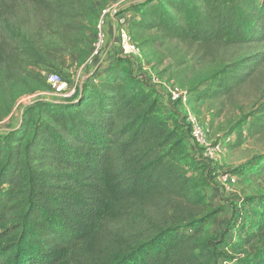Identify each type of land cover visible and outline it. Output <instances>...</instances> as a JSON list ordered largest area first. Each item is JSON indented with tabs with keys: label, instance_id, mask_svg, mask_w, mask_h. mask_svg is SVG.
Returning <instances> with one entry per match:
<instances>
[{
	"label": "trees",
	"instance_id": "obj_1",
	"mask_svg": "<svg viewBox=\"0 0 264 264\" xmlns=\"http://www.w3.org/2000/svg\"><path fill=\"white\" fill-rule=\"evenodd\" d=\"M72 2L0 0V68L40 64L49 22L63 26L76 14L86 15L82 28L91 23L94 32L101 7ZM131 5L136 17L129 30L136 45L134 33L153 29L208 52L264 46V0H135ZM85 42L87 47L88 38ZM130 63L113 58L103 78L94 81L95 70L72 97L39 103L37 112L46 119L36 120L28 138L22 124L0 135V264H210L198 254L215 243L204 233L217 211L203 212L205 195L183 164L187 146ZM263 65L264 50L220 62L205 85L185 92V98L189 104L233 102L246 87L260 89L256 73ZM252 105L238 109L240 117L223 140L264 138V90ZM187 139L194 148L189 132ZM160 205L161 217L154 219L148 211ZM257 216L262 232L264 208ZM123 219L130 220L131 232L117 230ZM221 263L264 264V246Z\"/></svg>",
	"mask_w": 264,
	"mask_h": 264
},
{
	"label": "rangeland",
	"instance_id": "obj_2",
	"mask_svg": "<svg viewBox=\"0 0 264 264\" xmlns=\"http://www.w3.org/2000/svg\"><path fill=\"white\" fill-rule=\"evenodd\" d=\"M69 1L72 2V0ZM73 1L76 4L81 0ZM83 1L88 6H97L104 10L112 7L111 11L119 10V12H124L125 5L130 3L127 2L128 0ZM85 17L87 16L76 14V17L64 23L68 27L49 22V29L43 32L39 46L43 56L40 64L18 63L9 68H0L1 136L4 132L14 130L22 124L21 128H25V137L28 138L36 120L46 119L45 114L37 112L38 104L62 99L55 88L47 83L50 74H57L61 81L71 86L73 83L83 82L94 74L95 70H98L93 79L97 81L105 76V72L111 67L112 59L120 56L117 44L113 41L109 45L111 39L108 44L106 40L98 58L90 59L88 55L85 56V50L88 51L94 33L91 23L82 28L81 24ZM135 17L133 11L127 16L124 15L127 28L131 26ZM113 34L114 28L110 32L111 38ZM134 36L139 45L136 46L140 54L129 58L132 63L130 68L133 70L137 68L136 72L140 74L153 73L159 78L158 85L151 82L145 85L141 83V85L146 91L156 93L160 114L170 127L177 129L180 138L187 146L188 155L183 164L189 169L190 175L195 178L202 194L205 195L207 208L203 212L206 214L213 210L217 211L208 222L204 233L207 242L215 243L206 245L205 250L198 254L199 258L210 264H222V259L261 249L264 246V231L261 232L258 228L260 218L258 219L257 215L264 208L262 202L264 198V138H250L244 135L240 144L234 136H230V140H223V138L239 119L238 109L248 110L257 100V96H260L261 91L263 92L264 65L256 73L262 80L260 89L246 87L230 103L219 104L218 101L212 100L197 101L192 104H189L187 100L185 103L170 102L165 92L172 86L182 92L201 87L205 85V80L218 69L220 62L228 63L243 56L257 54L264 50V46L257 44L219 46L208 52L203 51L199 46H190L165 38L163 34L153 29L138 30L137 35L134 33ZM86 38H88L87 47ZM143 41L148 43L141 44ZM102 66L105 68L102 69ZM124 67L125 65L118 68L122 71ZM130 68L123 72H130ZM118 72L119 70L114 73L115 77L119 76ZM30 107L35 109L33 113L28 114L26 112ZM188 114L195 116L207 128L210 144L221 145L222 152L216 162L210 163L198 157L201 150L196 146H194L195 149L190 148L193 146L187 139L186 116ZM227 176L235 178V183L229 187L223 181ZM161 211L160 205L157 210L150 209L148 213L154 219H158L161 217ZM129 221L121 220L117 230L131 232L132 224H128ZM255 221L257 222L254 223ZM136 226L138 228L139 223H136Z\"/></svg>",
	"mask_w": 264,
	"mask_h": 264
},
{
	"label": "built area",
	"instance_id": "obj_3",
	"mask_svg": "<svg viewBox=\"0 0 264 264\" xmlns=\"http://www.w3.org/2000/svg\"><path fill=\"white\" fill-rule=\"evenodd\" d=\"M132 1L135 0H128L127 2ZM111 8L105 10L101 9L100 16L95 23L92 41L90 42L88 48V57L90 59L98 58L102 53L105 42L107 40L105 25L107 23V20L110 19L113 22L114 28L113 41L117 44L116 46L118 47L120 56L123 58L139 56V50L136 44L132 41L130 30L125 26L126 19L124 18V15L120 13L119 10L111 11ZM148 75L141 73L138 75V78L144 84L151 82L154 85H158L160 83L159 78L155 74L149 73ZM47 83L51 87L55 88L56 92L59 93L62 99H68L72 97L79 85L76 82L69 86L66 82L61 81L57 74H50L48 76ZM165 93L168 97L167 99L170 102L180 101L185 103L186 101V93L182 92L174 86L167 88ZM186 122L187 130L189 132V136L193 142V145L201 150V154L198 153V157L204 158L210 161V163H214L219 160L222 152V147L217 143H209L207 138V128L203 124H201L195 116L191 114H188L186 116ZM223 181L227 184L226 186L229 187L235 183V178L233 176H227Z\"/></svg>",
	"mask_w": 264,
	"mask_h": 264
},
{
	"label": "crops",
	"instance_id": "obj_4",
	"mask_svg": "<svg viewBox=\"0 0 264 264\" xmlns=\"http://www.w3.org/2000/svg\"><path fill=\"white\" fill-rule=\"evenodd\" d=\"M131 4H132V2H130V3H128V4L125 5L126 8H127L128 10H126V11L124 12V15L127 16V14L129 15L130 13H132V11H133L132 8L129 9L130 6H132ZM130 10H132V11H130ZM133 12H134V11H133ZM134 14H135V12H134ZM111 29H113V22H112L111 19H110V20H107V23H106V25H105V31H106V36H107V44H108V42H109V39H111L109 45H110L111 43H113V38H111V36H110ZM114 47H116L115 44H114ZM107 63H108V62H107ZM101 68L104 69L105 66H102ZM188 141H189V139H188ZM189 144H191L190 141H189ZM191 146H192V145H191ZM190 148L193 149V147H190ZM193 155L196 157V153H195L194 151H193ZM195 159H196V158H195ZM199 164H200V163H199ZM201 165H202V164H201ZM201 171H202V170H201Z\"/></svg>",
	"mask_w": 264,
	"mask_h": 264
}]
</instances>
